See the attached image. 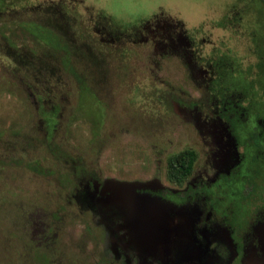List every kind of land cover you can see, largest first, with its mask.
Segmentation results:
<instances>
[{
  "label": "flooded vegetation",
  "instance_id": "flooded-vegetation-1",
  "mask_svg": "<svg viewBox=\"0 0 264 264\" xmlns=\"http://www.w3.org/2000/svg\"><path fill=\"white\" fill-rule=\"evenodd\" d=\"M255 4L264 0H236L210 20H194L186 12L188 33L182 23L158 18L155 26L146 23L143 31L137 29L135 36L125 38L119 29L109 30L103 18L82 17L81 0H0V75L16 86L20 77L47 142L64 122L71 100L66 99L65 80L58 71L52 80L55 69L48 67V54L33 46L43 45L46 52L50 47L56 55L83 48L102 81L98 87L111 94L115 83L129 86L118 82L130 74L122 71L131 47L137 49L132 52H137V64L130 68L133 74L146 66L139 61L156 66V56L170 57L183 68L186 83L160 79L156 111L165 114L160 115L165 121L170 108L180 116V125L193 124L199 146L170 157L165 184L137 192L173 206L167 210L169 217L182 216L191 235L180 232L186 244L174 250L172 245H159L151 252L147 245V254L133 248L137 253L130 258L136 264H264V25L257 20L263 11ZM29 36L37 41L30 43ZM115 61H124L122 68H115ZM111 68L118 73L112 74ZM75 71L78 77L85 74L79 67ZM119 102L126 110L128 105ZM184 151L186 158L178 157L172 164L171 158ZM170 170L174 179L169 178ZM170 233L165 229V239L160 237L166 242L179 239L174 233L171 240ZM142 236L154 240L147 232Z\"/></svg>",
  "mask_w": 264,
  "mask_h": 264
},
{
  "label": "rangeland",
  "instance_id": "rangeland-1",
  "mask_svg": "<svg viewBox=\"0 0 264 264\" xmlns=\"http://www.w3.org/2000/svg\"><path fill=\"white\" fill-rule=\"evenodd\" d=\"M235 1L188 0L180 10L184 15L193 14L194 20H210ZM263 5L255 4L254 8L262 9L257 20L264 25ZM34 38L29 36L30 43L37 41ZM33 48L48 54V67L55 69L52 80L58 78V71L71 103L55 137L47 142L35 107L20 87V77L16 86L0 75V264H136L130 258L137 253L133 248L148 254L147 245L153 252L159 245H172L174 250L184 243L180 232L186 236L191 232L182 216L169 217L167 210L173 206L149 194L143 196L145 203H136L141 200L138 188L165 184L172 155L199 146L193 124L180 125V116L170 108L165 121L160 116L165 114L156 111L155 89H159L160 79L164 83L187 82L183 81L186 74L180 64L170 57L156 56V66L139 61L146 66L138 75L133 74L130 68L137 64V52H132L137 49L131 47V58L122 71L130 74L118 82L129 86L115 83L111 94L106 87H98L102 81L89 66L83 48L61 55L51 53L50 47L46 52L43 45ZM123 63L115 61L114 67L122 68ZM76 67L85 74L74 75ZM111 69L112 74L118 73ZM119 100L128 105L126 110L120 108ZM93 175L96 178L91 179ZM136 210L160 216L157 234L154 231L150 235L149 231L158 225L156 219L154 223H136L137 233L147 231L153 241L135 233L131 212ZM165 229L171 232L168 238L174 239L175 233L178 241L163 240Z\"/></svg>",
  "mask_w": 264,
  "mask_h": 264
},
{
  "label": "clouds",
  "instance_id": "clouds-1",
  "mask_svg": "<svg viewBox=\"0 0 264 264\" xmlns=\"http://www.w3.org/2000/svg\"><path fill=\"white\" fill-rule=\"evenodd\" d=\"M188 0H81L80 15L85 19L103 18L109 30L119 29L125 38L135 36L151 22L155 26L158 18L184 25L188 33L187 19L180 9ZM147 35V33H144Z\"/></svg>",
  "mask_w": 264,
  "mask_h": 264
},
{
  "label": "water",
  "instance_id": "water-1",
  "mask_svg": "<svg viewBox=\"0 0 264 264\" xmlns=\"http://www.w3.org/2000/svg\"><path fill=\"white\" fill-rule=\"evenodd\" d=\"M122 187H124V188H128V189H131V185H123ZM135 194V193H134ZM137 194V193H136ZM139 194V193H138ZM140 195V197H141V200H138V201H136V203H140V202H142V203H145L143 200H144V198H143V196H145L144 194H139ZM135 198H137V197H135ZM138 199V198H137ZM126 204H128V203H130V202H125ZM137 217H140V219L141 220H138L137 219ZM153 217H155V218H153ZM157 217V218H156ZM158 217H160V216H154L153 214H152V212H147V210H136L135 211V213H134V211L133 212H131V218H132V221H131V224H132V226H133V228H135V233H137V231H138V228H136V223H138V222H144L145 224H149V223H151V222H153L154 223V221H155V219L157 220V223H158V225H154V226H151V229L149 228V231L151 232L150 233V235L155 231L156 232V234H157V232H158V229L160 228V223H161V220H159L158 219ZM145 232H147V231H144V233ZM144 233H142V234H144ZM137 234H139V236H142V234H140V233H137ZM149 233L147 232V235H148ZM141 239H145L143 236H142V238ZM143 241V240H142Z\"/></svg>",
  "mask_w": 264,
  "mask_h": 264
},
{
  "label": "trees",
  "instance_id": "trees-1",
  "mask_svg": "<svg viewBox=\"0 0 264 264\" xmlns=\"http://www.w3.org/2000/svg\"><path fill=\"white\" fill-rule=\"evenodd\" d=\"M187 155H188V153L186 151H184V152L180 153L178 156H175V157L171 158V163L174 164V163H176V159H178V157L186 158ZM184 163H185V161H184ZM184 172H186V171H183V172L177 171V173H180V174H184ZM168 175H169V178H171V179L175 178L174 177V175H175L174 171H172V170L169 171Z\"/></svg>",
  "mask_w": 264,
  "mask_h": 264
}]
</instances>
